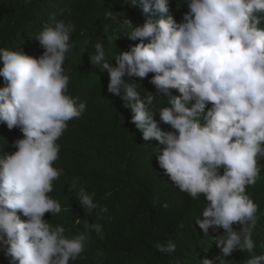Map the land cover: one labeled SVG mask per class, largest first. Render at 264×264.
I'll return each mask as SVG.
<instances>
[{
	"label": "clouds",
	"instance_id": "9594fccd",
	"mask_svg": "<svg viewBox=\"0 0 264 264\" xmlns=\"http://www.w3.org/2000/svg\"><path fill=\"white\" fill-rule=\"evenodd\" d=\"M184 5L188 11L177 22L170 0H132L131 6L148 18L133 23L120 13L125 31L114 39L135 43L113 56L114 66L97 43L89 63L107 72L108 93L130 110V122L143 140L163 145L157 161L170 181L194 200L203 195L207 206L195 224L207 235L210 228L223 229L212 242L222 257L241 250L250 255L246 264H264V253L255 254L252 239L258 205L246 193L264 167L259 163L264 161V0H185ZM113 13L107 18L117 21ZM74 31V24L53 17L35 36L42 55L0 48L5 82L0 123L22 133L12 142L16 150L0 156V245L9 264H70L85 250L86 231L69 238L64 227L44 219L45 213L62 211L49 196L63 174L53 167L59 159L57 140L67 122L87 108L68 94L70 78L63 67L74 48ZM149 73L156 92L144 89L141 95L133 78ZM158 96L168 98L167 106L155 110ZM70 187L77 189L75 179ZM77 195L88 215L99 207L83 186ZM85 229L102 230L87 221ZM154 247L165 254L176 250L171 240ZM199 264H222V258H200Z\"/></svg>",
	"mask_w": 264,
	"mask_h": 264
},
{
	"label": "trees",
	"instance_id": "16d2710c",
	"mask_svg": "<svg viewBox=\"0 0 264 264\" xmlns=\"http://www.w3.org/2000/svg\"><path fill=\"white\" fill-rule=\"evenodd\" d=\"M184 3L185 0H170V11L177 22L188 11ZM131 5L132 0H0V48L38 57L44 49L35 36L46 23L51 24L54 17L75 25L71 35L74 48L63 67L70 78L68 94L85 101L87 108L79 119L67 122V130L57 140L59 159L53 167L62 169L63 174L53 181L49 196L61 204L62 211L53 216L45 213L44 219L53 227H64L69 238L77 232H87L85 250L70 264H199L204 257L222 258V264H246L250 258L247 252L235 250L230 257H222L212 243L223 229L210 228L207 235L195 224L207 206L205 198L201 195L194 200L170 181L157 161L163 145L154 139L143 140L142 133L130 122V110L121 106L119 97L108 93L107 72L89 63L97 43H102L105 59L113 66V56L135 43L123 36L114 39L125 31L120 13H126L133 23H143L148 18L139 6ZM109 11L117 14L118 22L107 18ZM151 75L133 78L141 95L145 90L156 92L148 82ZM4 84L0 77V87ZM167 100L158 96L155 110L167 106ZM155 119L159 121L158 113ZM161 127L171 130L164 123ZM18 138H22L19 129L9 130L0 123V156L15 151L12 142ZM74 179L76 190L70 187ZM80 186L95 194L94 202L99 207L92 215L84 212L77 201ZM246 193L258 205L252 239L255 254L259 255L264 253V167L256 183L246 186ZM103 207L107 212L101 214ZM86 221L101 225L102 230H86ZM169 240L176 245L173 253H161L154 247L156 243L166 245ZM0 264H9L3 245Z\"/></svg>",
	"mask_w": 264,
	"mask_h": 264
}]
</instances>
